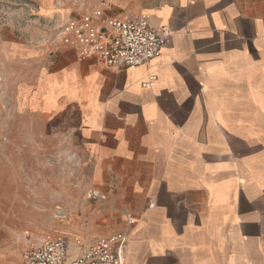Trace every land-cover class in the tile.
<instances>
[{"label":"crops","instance_id":"crops-1","mask_svg":"<svg viewBox=\"0 0 264 264\" xmlns=\"http://www.w3.org/2000/svg\"><path fill=\"white\" fill-rule=\"evenodd\" d=\"M110 1L169 27L161 54L115 69L60 43L30 106L89 158L121 264H264V0Z\"/></svg>","mask_w":264,"mask_h":264},{"label":"rangeland","instance_id":"rangeland-1","mask_svg":"<svg viewBox=\"0 0 264 264\" xmlns=\"http://www.w3.org/2000/svg\"><path fill=\"white\" fill-rule=\"evenodd\" d=\"M101 1L0 0V264L48 233L72 250L77 238L87 244L117 230H108L117 212L89 196L92 167L78 141L60 118L30 106L60 25Z\"/></svg>","mask_w":264,"mask_h":264},{"label":"built area","instance_id":"built-area-1","mask_svg":"<svg viewBox=\"0 0 264 264\" xmlns=\"http://www.w3.org/2000/svg\"><path fill=\"white\" fill-rule=\"evenodd\" d=\"M111 7L110 0H103L91 11L67 18L58 30L60 43L82 59L95 58L115 69L136 67L158 57L170 37L169 27H151L143 12L133 17L109 16L105 10ZM155 79L149 73L141 85L150 86ZM89 196L100 195L91 190ZM132 223L127 220L128 225ZM125 244V233L116 231L87 244L77 238L71 250L66 239L48 233L39 243L26 246L12 264H121Z\"/></svg>","mask_w":264,"mask_h":264},{"label":"bare ground","instance_id":"bare-ground-1","mask_svg":"<svg viewBox=\"0 0 264 264\" xmlns=\"http://www.w3.org/2000/svg\"><path fill=\"white\" fill-rule=\"evenodd\" d=\"M171 32V31H170ZM169 42V41H168Z\"/></svg>","mask_w":264,"mask_h":264}]
</instances>
